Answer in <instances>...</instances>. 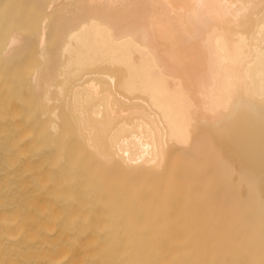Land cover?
<instances>
[{
	"label": "bare ground",
	"instance_id": "6f19581e",
	"mask_svg": "<svg viewBox=\"0 0 264 264\" xmlns=\"http://www.w3.org/2000/svg\"><path fill=\"white\" fill-rule=\"evenodd\" d=\"M0 264H264V0H0Z\"/></svg>",
	"mask_w": 264,
	"mask_h": 264
}]
</instances>
